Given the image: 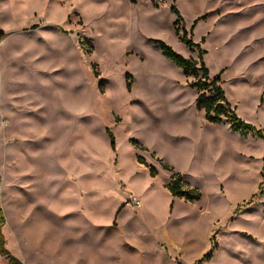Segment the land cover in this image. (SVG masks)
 <instances>
[{
  "label": "rangeland",
  "instance_id": "1",
  "mask_svg": "<svg viewBox=\"0 0 264 264\" xmlns=\"http://www.w3.org/2000/svg\"><path fill=\"white\" fill-rule=\"evenodd\" d=\"M172 6L235 114L264 132V0H0L1 233L17 259L264 264V142L196 108L201 75L152 42L198 60ZM175 173L199 202L170 196Z\"/></svg>",
  "mask_w": 264,
  "mask_h": 264
},
{
  "label": "trees",
  "instance_id": "2",
  "mask_svg": "<svg viewBox=\"0 0 264 264\" xmlns=\"http://www.w3.org/2000/svg\"><path fill=\"white\" fill-rule=\"evenodd\" d=\"M170 11L176 17V21L173 24L175 35L178 37L180 31H182V36L179 38V41L188 49H196L199 55L198 60L184 58L162 41L152 42L159 48L165 59L181 70L185 78L192 77L198 79L199 75H201V80L188 84L189 88L195 90L197 93L196 108L204 113L205 120L208 123L213 125L226 124L234 134H240L241 136L251 134L264 142V132L262 130L243 122L235 114V110L232 109L231 104L228 102L225 93L220 86L219 78L210 79L208 68L205 66L202 59L205 52L200 49L199 44H195L191 40L194 26L190 29V36L188 38V35L184 30V21L179 11L174 6L170 8ZM179 26L181 30H179ZM35 29H37V26L31 27V30ZM1 36L3 35L0 34V37ZM201 43H203V40ZM106 135L110 141V148L114 151V138L108 130H106ZM133 146L137 149L145 150L135 142L133 143ZM137 162L140 165H145V162L141 157H137ZM160 164L164 171H173L168 164L162 163L161 161ZM148 171L151 178H155L158 175L157 170L153 167H148ZM165 188L174 199H181L189 203L199 202L201 199V194L198 189L190 187L188 183L183 181V177L177 173L172 175L170 183ZM4 222L3 212L0 206V256L6 264H22V262L14 257L5 247V241L1 233ZM204 258H207V256Z\"/></svg>",
  "mask_w": 264,
  "mask_h": 264
},
{
  "label": "crops",
  "instance_id": "3",
  "mask_svg": "<svg viewBox=\"0 0 264 264\" xmlns=\"http://www.w3.org/2000/svg\"><path fill=\"white\" fill-rule=\"evenodd\" d=\"M127 248L129 249L130 247H127ZM131 249L132 248H130V250ZM19 260L22 262V264H28L24 258H20L19 257ZM94 260H95V257L94 256L92 257L90 254H82V255H80L78 257V259H77L78 263L77 264H97Z\"/></svg>",
  "mask_w": 264,
  "mask_h": 264
},
{
  "label": "built area",
  "instance_id": "4",
  "mask_svg": "<svg viewBox=\"0 0 264 264\" xmlns=\"http://www.w3.org/2000/svg\"><path fill=\"white\" fill-rule=\"evenodd\" d=\"M127 204L130 206V209L133 211L134 209L135 210H138L140 207H141V203L140 201L134 197V196H129L128 199H127Z\"/></svg>",
  "mask_w": 264,
  "mask_h": 264
}]
</instances>
